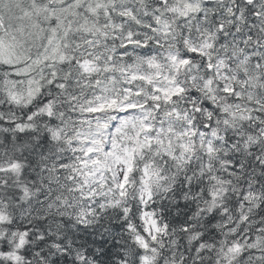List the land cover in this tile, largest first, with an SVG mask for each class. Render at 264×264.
Returning a JSON list of instances; mask_svg holds the SVG:
<instances>
[{
  "label": "snow or ice",
  "instance_id": "obj_1",
  "mask_svg": "<svg viewBox=\"0 0 264 264\" xmlns=\"http://www.w3.org/2000/svg\"><path fill=\"white\" fill-rule=\"evenodd\" d=\"M0 264H264V0H0Z\"/></svg>",
  "mask_w": 264,
  "mask_h": 264
}]
</instances>
